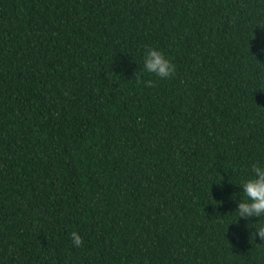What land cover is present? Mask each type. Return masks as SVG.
<instances>
[{
  "label": "trees",
  "instance_id": "trees-1",
  "mask_svg": "<svg viewBox=\"0 0 264 264\" xmlns=\"http://www.w3.org/2000/svg\"><path fill=\"white\" fill-rule=\"evenodd\" d=\"M257 160L264 0H0V264H264Z\"/></svg>",
  "mask_w": 264,
  "mask_h": 264
},
{
  "label": "clouds",
  "instance_id": "clouds-1",
  "mask_svg": "<svg viewBox=\"0 0 264 264\" xmlns=\"http://www.w3.org/2000/svg\"><path fill=\"white\" fill-rule=\"evenodd\" d=\"M142 71L144 74H155L157 77L167 78L175 73L176 65L162 49L149 46L143 53ZM238 186L243 192L234 212L239 220L259 217V220H248L247 227L254 229L249 239L252 243H256L257 240L264 241V160L253 162L248 177L243 179ZM70 236L72 244L79 248L83 243L79 232L74 230Z\"/></svg>",
  "mask_w": 264,
  "mask_h": 264
}]
</instances>
